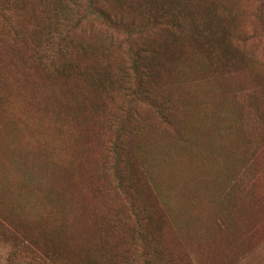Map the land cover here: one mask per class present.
Returning <instances> with one entry per match:
<instances>
[{
	"label": "rangeland",
	"instance_id": "obj_1",
	"mask_svg": "<svg viewBox=\"0 0 264 264\" xmlns=\"http://www.w3.org/2000/svg\"><path fill=\"white\" fill-rule=\"evenodd\" d=\"M11 1L0 13V221L37 253L55 254L51 264H145L144 243L132 238L140 220L131 218L112 172L117 143V159L129 161L121 164L124 178L141 192L134 202L150 211L141 226L154 233L151 264H264V17L257 0H217L231 16L235 32L225 44L240 56L238 70L226 71L219 57L187 40L160 56L171 125L142 106L147 120L129 141L117 139L109 115L128 100H104L101 86L77 79L85 70L52 74L33 55L47 16L32 0ZM93 26L86 51L72 41L83 67L105 60L102 26ZM100 101L110 109L100 110ZM9 253L0 245V264L23 263V251Z\"/></svg>",
	"mask_w": 264,
	"mask_h": 264
},
{
	"label": "trees",
	"instance_id": "obj_2",
	"mask_svg": "<svg viewBox=\"0 0 264 264\" xmlns=\"http://www.w3.org/2000/svg\"><path fill=\"white\" fill-rule=\"evenodd\" d=\"M32 1L35 2L34 8H40L47 16L45 24L49 26L44 37L36 38L40 46L37 52L33 51V55L36 54L38 62L47 66V69L51 67V73L59 77L72 71L85 70L86 73L80 71L77 79L85 84L101 86L104 89V100L110 103L118 97L128 100V107L120 106L109 111L118 140L124 137L129 141L146 122L144 119L147 118L138 113V108L142 106L163 124L171 125L174 103L160 92L159 76L163 72L160 56L174 51L176 44L184 40L190 41L208 57H219L221 61L216 63L226 71L238 70L241 64L238 53L233 54L226 47L225 43L228 38L233 37L235 30L231 28V16L217 0H196V3H189L188 0ZM11 6V0H0V13L4 14ZM256 10L260 17H264V0H257ZM97 24L102 26L100 32L106 40L103 45L105 60L99 66L91 64L83 67L79 63L80 54H76L75 49L78 45L80 52L86 51L87 46L82 42L91 39L93 25ZM87 30V33H82ZM15 35L10 36L8 48L13 46ZM2 36L0 33V39ZM245 40L239 37V42ZM72 41L77 44L74 48ZM3 49L5 47L0 45V52ZM215 51L217 52L214 53ZM115 56L123 60L117 61ZM99 109L108 111L110 107L100 101ZM120 115L131 122L130 125H121ZM125 147L127 148L122 145L123 151L126 150ZM120 148L117 143L110 148L116 158L112 165L113 176L116 186L126 199L131 218L140 220L135 225L132 238L137 236L144 243L142 259L146 261L145 264H151L146 256L158 254L149 251L148 247L154 239V233L142 229L141 226L149 218L150 211L144 203L137 206L134 202V198L141 192L136 188L133 179L124 178L121 164L127 165L129 161L117 159ZM21 236L9 224L0 221V245L10 248L9 256L21 250L24 264H51L55 254L45 256L37 253L32 245H28L27 240H21ZM29 243L34 242L31 240Z\"/></svg>",
	"mask_w": 264,
	"mask_h": 264
}]
</instances>
